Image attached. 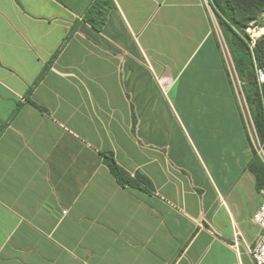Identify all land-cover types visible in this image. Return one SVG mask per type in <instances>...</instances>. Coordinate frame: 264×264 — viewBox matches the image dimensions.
Returning <instances> with one entry per match:
<instances>
[{"label": "crops", "instance_id": "crops-1", "mask_svg": "<svg viewBox=\"0 0 264 264\" xmlns=\"http://www.w3.org/2000/svg\"><path fill=\"white\" fill-rule=\"evenodd\" d=\"M94 2L0 0V264H255V149L209 0H111L101 28Z\"/></svg>", "mask_w": 264, "mask_h": 264}, {"label": "trees", "instance_id": "trees-1", "mask_svg": "<svg viewBox=\"0 0 264 264\" xmlns=\"http://www.w3.org/2000/svg\"><path fill=\"white\" fill-rule=\"evenodd\" d=\"M110 1L95 0L90 7L87 14L95 27H102ZM209 3L233 56L258 137L264 147V81H261L259 73V70L264 71V36L253 43L247 31L252 21L264 27V0H209ZM107 165L122 185L140 187L141 183L149 182L143 176H139V180L132 178L111 157ZM250 169L257 178L259 190L264 189V163L256 151Z\"/></svg>", "mask_w": 264, "mask_h": 264}, {"label": "built area", "instance_id": "built-area-1", "mask_svg": "<svg viewBox=\"0 0 264 264\" xmlns=\"http://www.w3.org/2000/svg\"><path fill=\"white\" fill-rule=\"evenodd\" d=\"M255 41H256L255 38H253V43H255ZM224 57H225V62L227 64L228 71L230 72L231 78L233 80V73L229 68V65H228V62H227L225 55H224ZM259 73H260L261 81H264V71L259 70ZM233 84H234V81H233ZM243 115L245 118V123H246L247 129H248L250 136H251V141H252L253 147H254L255 151L257 152V154L259 155L262 162L264 163V147H263V145H262V143L258 137L256 128H255V125L253 122L252 115L250 113V117L247 118L246 114L244 113V110H243ZM260 193L263 196V202L260 205L258 211L256 212L254 219L257 222V224L262 228L263 233L261 234L260 239H259L258 243L256 244V246L253 248H250V253H251L253 260L255 261V264H264V189H261Z\"/></svg>", "mask_w": 264, "mask_h": 264}, {"label": "rangeland", "instance_id": "rangeland-1", "mask_svg": "<svg viewBox=\"0 0 264 264\" xmlns=\"http://www.w3.org/2000/svg\"><path fill=\"white\" fill-rule=\"evenodd\" d=\"M209 8H210L211 15L213 18L215 33H216V35H217V37L221 43V46H222L221 48L223 49V54L226 56L229 68L233 73L234 87H235V91L237 92L239 103L241 105L242 111L244 110V113L246 114L247 118H249L251 112H250L249 106H248L247 101H246V95H245L243 88H242V81L239 79L238 73H237L236 68H235V62H234L233 56L230 52L229 46L227 44V41H226V38L223 34V30H222L221 26H220L215 14H214V12L210 6H209ZM263 16H264V14H263ZM263 28L264 27H261L260 23H258L257 21H252L250 26L248 27L247 31L251 34L252 38H255V40H256V39L264 36V31L262 30ZM249 135H250V133H249Z\"/></svg>", "mask_w": 264, "mask_h": 264}, {"label": "bare ground", "instance_id": "bare-ground-1", "mask_svg": "<svg viewBox=\"0 0 264 264\" xmlns=\"http://www.w3.org/2000/svg\"><path fill=\"white\" fill-rule=\"evenodd\" d=\"M262 30L264 31V28Z\"/></svg>", "mask_w": 264, "mask_h": 264}]
</instances>
